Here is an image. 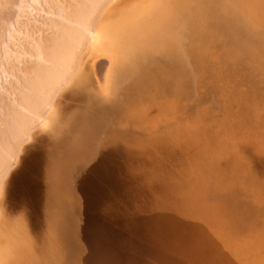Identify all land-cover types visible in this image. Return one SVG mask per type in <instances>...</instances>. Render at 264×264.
<instances>
[{
    "label": "rangeland",
    "instance_id": "374dc122",
    "mask_svg": "<svg viewBox=\"0 0 264 264\" xmlns=\"http://www.w3.org/2000/svg\"><path fill=\"white\" fill-rule=\"evenodd\" d=\"M153 1L148 0L151 10ZM184 1L190 7L185 19L144 17V23L158 24L156 35L145 33L138 44L135 29V37L128 33L113 38L121 47L137 45L128 54L133 73L125 74L127 66L115 77L122 55L118 48L106 50L105 39L96 42L98 25L116 28L135 6L144 4L145 9L147 0H0L4 264L9 258L7 263L57 264L54 253L64 264H91L99 239L88 232L92 207L83 185L98 180L94 172L98 173L99 160L111 166L112 158L104 150L114 144L122 150L118 161L127 162L129 157L123 154L139 150V160L169 168H160L159 192L150 191L142 200L144 208L156 210L150 220L171 229L154 235L155 241L148 228L147 238L136 237L140 247L135 252H147L140 264H155L159 258L158 264H205L200 257L211 258L203 249L210 239L223 246L224 261L234 264L240 253L238 227L245 226L237 222L245 221L262 234L264 16L259 9L254 11L257 16H246L232 0ZM148 26L140 30L147 32ZM152 141L161 149L157 157L150 156ZM119 168L125 172L119 174L120 186L131 182L135 190L141 185L140 179L130 181L125 168ZM211 171L234 187L230 195L221 192L220 197L225 201L234 197L238 214L227 216L239 226L223 221L221 235L214 237L212 228H207L204 235L190 238L188 234L203 229L204 219L197 211L198 201L186 204L181 198L192 183L204 193L210 185L201 174ZM168 174L180 179L178 185L164 184ZM190 176L189 183L185 179ZM141 187L139 195L144 196L147 186ZM109 191L111 200H116L113 193L119 189ZM117 212H124L121 203ZM173 217L178 219L172 229ZM58 228L63 233L55 238ZM91 238L94 246L88 242Z\"/></svg>",
    "mask_w": 264,
    "mask_h": 264
},
{
    "label": "bare ground",
    "instance_id": "6f19581e",
    "mask_svg": "<svg viewBox=\"0 0 264 264\" xmlns=\"http://www.w3.org/2000/svg\"><path fill=\"white\" fill-rule=\"evenodd\" d=\"M232 1L235 3L238 2V7H240L242 9L243 13L246 16H257V14L254 11L258 10V9L261 12V13H259V15L264 16V5H263L264 0H236V1L232 0ZM147 2H148V0H147ZM191 2H192V0H191ZM145 3H146V1H145ZM151 4H152V2L151 3L148 2L147 6L145 4V6H146L145 9L141 8V7H143L144 4L143 5L140 4L141 7L135 6L136 8L134 7V9H132L131 12H129L130 11L129 10L128 11L129 13H127L126 15L124 14L127 17L122 16L123 19L120 22V25H118L116 28H113L114 26L112 27V25H109V24H108V26H103L102 23H101V25H100V23L98 25V30L96 32L97 35L95 37L96 42L101 43L105 39L104 44H106V50L111 49L113 51L114 49L118 48V49H120L119 51H120V54L122 55V58H120V60L118 59L119 61L117 60V66L119 65V67H117V68L115 66L113 67V68H116V70L114 71L115 77L123 74L122 71L125 70L127 66H129V67L126 70L127 72H125V74H127V73L132 74L133 73L132 69L134 67L131 68V66L129 65L130 61L128 59V54L131 53V51H133V49H136L137 45L135 46V48H127L124 46L121 47L118 45L117 42L113 41L114 37L119 38L120 35H122V37H123V35L128 34V33H131L135 37V32H136L137 34L140 35V37H136V39H137L136 42L138 44V43H140L139 40H140V38H142L143 34L152 32V35H156V29L158 27V24H155V23H152L150 25L147 23H144V17L146 19H148V17H149V20L151 21L150 16H161V15H163V16H166L165 19L167 21L169 19H172L173 17H182L183 16L185 19V17L188 16V14L190 12V7L187 5V3L184 0H172V1L161 0L160 2L155 0V1H153L154 9H152V10H151V8H153V7L151 6ZM160 4H162L163 7ZM254 5H256V6L254 7ZM117 6H118V4H117ZM118 8H120V7H118ZM115 10H117V9H115ZM123 10H122V12H123ZM111 12H112L111 10L109 12L107 11L105 16H108L109 13H111ZM103 23L105 25L106 22H103ZM140 26L143 28L148 26L147 30L148 29L149 30L147 32H145V30H142V29L140 30ZM218 27H219V25H218ZM134 29L136 30L135 32H134ZM127 30L131 31V32H128ZM165 36L163 35L164 39H166ZM166 40H168V39H166ZM170 40H172V39H170ZM160 116H161V114H160ZM97 125H98V122L96 121L94 124L95 130L98 129V127H96ZM163 138H164V136H163ZM116 143H118V142H116ZM152 144H153V146H151V147H153L152 148L153 152H151V154L149 153L150 156L157 154V152H159V153L161 152V149L159 147L158 142L152 141ZM115 148L118 150L114 151ZM120 148L116 144H114L113 146H109L104 150L105 156H110V158H112V160H110V163H109V164H111V166H109L106 163H101L100 160L98 161V164H97L98 173L94 172V174H95V178L96 177L98 178L100 184L98 185V180L96 182H94L95 178L93 177L94 180L92 179L90 182V183L94 182L92 186L86 185L87 182L83 185L84 190L88 196V199L91 201V202L87 201V204L89 202L90 208L92 207V212H91L90 217L88 219L89 225L87 227L88 228L90 227V230L88 229L89 230L88 232L93 231L94 233L97 234L98 239L102 240V241H99L97 239L98 242H96V243L98 245H97V247L95 246L96 250L94 253H92L93 256H92L91 264H98V263L99 264H140V262H142V260L146 258L145 255H147V252H144V251H142V253L135 252V249L140 247V243L137 240H135L136 237L141 236L143 238H147V236H149V234H150L153 237L152 239L155 241L156 236H154V235H159V234H161L162 231H165V230H168L170 232V229H171V227L169 225L166 226L165 228H163L161 225L155 224V223H157L156 221L150 220L151 216L153 215L154 212H156V210L144 208L143 207V200H142V199H144L143 197L146 198L147 196L151 195V193H148L150 191L153 192L154 194L159 192V190L161 188L157 187V185H158L157 177H160V179H162L161 175H160V172H161L160 168L162 169V167H163L164 169H166L168 171H169V168L166 167L165 165L162 166L161 164L158 167H156V166L154 167L153 165H150L149 162L147 163L144 160H139V156H140L139 150H137V151L135 150L136 152L124 153L122 157H124V156L129 157L127 162H125V161L121 162L122 160L118 161L119 156L117 154L119 151H122ZM143 148H145V147H143ZM148 149H150V148H148ZM142 153L144 154V152H142ZM141 158H143V157H141ZM155 161L156 160H154V163H155ZM101 167L103 169H101ZM119 167L125 168V170L129 174L128 177L131 178L130 181H132L135 178L140 179L141 185L136 187L135 190H134L135 187L131 188L133 186V184L131 182H129V185L127 183L128 187L125 183H122L123 186H120L121 185V179L119 178L120 177L119 174L122 172H121V168H119ZM124 173H122V174L124 175ZM210 173L201 174V180L206 181L207 185L208 184L210 185L209 188H207L206 191H204V193L199 188H197L195 190L194 189L195 184L192 183V185H190L191 187H188L187 192L185 194V197L181 198V200H183L186 204L190 203V199H191V201L193 200V202L195 200L198 201L197 211L199 214L202 215V217L204 219L203 220L204 221L203 229H201V231H193L190 234H188V236L190 238H196L197 239V237H199L200 235L201 236L204 235L205 234L204 229H207V228H209V229L212 228L211 234L214 237L221 235L222 231H223L222 226L224 225L223 221H226V222L232 224V226H237V224L234 223V221H233L234 219H231L227 216V214H233L234 216H235V214H238V205L234 203L235 202L234 197H232V199H230V200L228 199V201H225V199L220 197L221 192H225L227 194V196L230 195L232 193V191H235L234 187L233 186L231 187L230 184L224 179V176L221 175L220 173H216V172H212V171ZM122 174H121V176H123ZM126 177H127V175H125L124 179H126ZM166 178L168 179L169 182L167 181L164 184L169 183L171 186H173V185H178V183L180 182V179L175 180L173 174H168ZM185 180H188V182L190 183L192 181V177L190 176V177H188V179H185ZM135 181H137V180L135 179ZM54 184H55V188L58 189L57 181H55ZM115 184H117V185H115ZM141 186H147L148 191L145 193L144 196L139 195V189L143 188ZM113 188L119 189V192H120V193L117 192L116 194L113 193V197L116 200H111V194L108 195V193H107V192L112 193V191H109V189L113 190ZM125 188L126 189L128 188L129 190H127L125 193H123L122 191ZM104 189L107 190L106 193L104 192ZM59 192H60V190H59ZM89 193H93V194L96 193L99 196H97V197L92 196L91 197V195H89ZM59 196H61V195L59 194ZM96 198H101V199L99 200ZM208 198L211 199L210 202L207 201ZM229 201H230V203H229ZM120 203L122 204V209H124V212L119 213V212H117V204L120 205ZM138 203H140V204H138ZM123 205H124V208H123ZM136 205H140V206L137 207ZM135 207H136V210L134 209ZM155 209H157V207ZM134 211L135 212L141 211V212L137 214ZM177 219H178L177 217L176 218L173 217L172 229L174 228V224L177 222ZM214 221H216L218 223H222V225L217 227L216 226L217 223H214ZM84 222H87V221H84ZM122 222H125V224ZM237 223L238 224H245V226H243V227L238 225L239 227H241L244 230L245 233H243V236H240V234H241L240 228L237 226L238 227V232H237L238 243H240V245L237 246V251H239L240 253L235 255V257L233 258L234 264H264V230L262 231V234L259 235V233H260L259 230L258 229L255 230L253 227H251L252 226L251 224H249V223L246 224L245 221L237 222ZM209 224L212 226L206 227ZM83 228H85V227H83ZM147 228L150 231L149 234L146 230ZM51 230H52V228H51ZM83 231L85 232V229H83ZM62 233H63V231L61 232V229L58 228L54 231L53 234H55V238H56L57 236L61 235ZM94 233H93V235H94ZM56 234H57V236H56ZM91 234L92 233L90 232V235ZM251 234H254V237H252ZM88 235H89V233H88ZM90 235L88 236V238L90 237ZM157 237L159 239L161 238V236H157ZM239 237H241V238H239ZM92 239L93 238H91V240H88L89 243L91 241V244L93 242ZM150 240H151V238H150ZM56 241H54L55 245H56ZM179 241L183 242V240H179ZM221 244L224 245V243H221ZM9 245L12 246L11 241L9 242ZM203 245H205V246H203V249H205V252H206L205 254H208V255H209V253L211 254V258L206 257L204 255H202L200 257L201 261L203 263L204 262H206L205 264H229L230 263L229 260L224 261L225 257H222L220 255L221 254L220 249L223 246L218 247V245L215 244V241L212 239H210L209 242H206ZM154 246H156V248L158 247L157 245H154ZM52 247H54V245H52L51 248ZM216 248L218 250H216ZM238 248H239V250H238ZM139 250H140V248H139ZM156 251H157V249L155 250V252ZM54 256L56 258L55 261L57 264H64L65 263V261L62 262V260L59 259L61 257H57L56 253H54ZM5 259H6L5 251H2V249H1V251H0V264H4ZM160 259L161 258L155 259V264H158ZM8 260H6V263ZM42 261H44V260H42ZM7 264H20V262L19 263L15 262V261L13 262V260H12L11 262H9ZM28 264H40V262H36V260L34 262L32 260V262L30 261V262H28Z\"/></svg>",
    "mask_w": 264,
    "mask_h": 264
}]
</instances>
